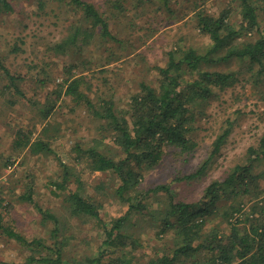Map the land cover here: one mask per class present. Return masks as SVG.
<instances>
[{
	"label": "rangeland",
	"instance_id": "374dc122",
	"mask_svg": "<svg viewBox=\"0 0 264 264\" xmlns=\"http://www.w3.org/2000/svg\"><path fill=\"white\" fill-rule=\"evenodd\" d=\"M7 1L14 11L7 13L0 5V56L11 74L21 80L17 91L0 70L1 223L27 241L37 238L57 247L51 237L54 224L43 223L39 209L50 211L60 219L64 234L56 242L58 247L64 238H69L63 263L90 264L88 259L96 257L98 246L104 241V229L94 219L71 216L64 201L68 192L80 190L86 198L100 204V213L108 223L123 217L130 205L124 200L128 196L123 199L117 194L121 181L116 174L94 171L88 166V159L81 161L77 157L79 150H86L97 139L103 140V150L120 154L112 135H101L102 123L93 118L86 102L65 93L67 85L80 80V92L91 102L114 99L116 108L125 110L141 83L158 87L157 69L166 66L171 50L193 48L204 54L212 46L209 36L198 26L200 13L217 18L230 12V21L237 24L241 20V0H169L167 5L160 0L142 4L134 0H85L107 19L115 39H102L97 29L92 31L95 36L86 46L73 47L66 53L55 51L56 46L66 40L74 26L89 27L82 23V13L77 8L56 0H47L44 10L38 9V0ZM115 2H122L121 12L116 11ZM258 6L264 26V0H258ZM248 38L243 36L240 40ZM204 68L209 72H234L238 81L225 90L213 88L212 94L198 103L191 134L196 149L188 163L178 151L168 148L159 165L142 176V192L160 186L170 187V192L159 188L148 193L141 201L144 208L133 211L122 230L128 237L125 249L116 251L110 247L118 257L126 255L135 264H145L157 254L171 250L167 241L172 240L173 232L161 235L157 221L159 213L169 205L170 194L176 202L197 203L213 181L226 179L236 167L253 160L250 150L258 148L264 136L263 89L254 84L257 69L251 70L247 62L237 59ZM54 91L60 97L47 118L42 112L49 97L57 98L52 95ZM229 119L236 125L206 174L192 181H174L194 173L210 158L213 143ZM18 131L27 133L32 142L44 140L53 153L37 155L28 146H19ZM9 165L13 166L11 172L7 171ZM65 165L71 173L67 190L56 185L63 181ZM254 165V174L264 172V159ZM78 180L83 184L82 190ZM259 187L260 196H264V180L259 181ZM28 195H32L34 203L22 200ZM241 200V196L236 197L226 205ZM252 200L250 195L242 200L246 215ZM241 214L234 219L242 220ZM213 228L221 234L229 233L223 214L211 219L205 231ZM133 240L138 242L137 247L132 245ZM41 254L47 251H33L0 229V264H42L28 263L30 257ZM108 263L105 258L101 264Z\"/></svg>",
	"mask_w": 264,
	"mask_h": 264
},
{
	"label": "trees",
	"instance_id": "16d2710c",
	"mask_svg": "<svg viewBox=\"0 0 264 264\" xmlns=\"http://www.w3.org/2000/svg\"><path fill=\"white\" fill-rule=\"evenodd\" d=\"M46 1L38 0V9L44 10ZM56 1L77 8L82 13V23H88L89 27L83 24L74 26V31L56 46L55 51L66 53L73 47L86 46L95 36L92 31L97 29H100L102 39H115L107 19L91 3L85 0ZM134 1L142 4L146 0ZM160 1L165 5L169 3V0ZM0 5L7 13L14 11L7 0H0ZM113 5L116 11H122V2H115ZM260 8L258 0H241V20L237 24L230 21V12H224L217 18L200 13L198 26L203 34L209 36L212 46L204 54L193 48L171 50L166 66L157 69L160 77L158 87L155 88L146 82L141 83L139 92L132 96L125 110H118L114 99L102 100L98 104L91 102L80 92V80L67 85L65 93L76 101L86 102L93 118L102 123L99 127L101 135H105V132L111 134L120 154L114 155L111 149L103 150V140L97 139L86 150H79L77 157L81 161L88 159V166L94 171L116 174L121 181L117 194L123 199L128 196L124 200L130 205L129 211L123 217L108 223L100 213V204L90 197L86 198L80 190L68 192L64 201L71 216L94 219L104 229V241L98 246L96 257L88 259L90 264H101L105 258L110 261L108 264H135L126 255L118 257L116 252L110 251V247L114 246L116 251L125 249L128 237L122 234V230L130 214L136 210L141 212L144 208L141 201L148 193L159 188L170 192V187L167 186L142 192V176L159 165L165 149L168 148L178 151L179 156L188 163L196 149L191 134L195 128L194 110L197 109L198 103L208 98L213 88L225 90L238 81L234 72H209L204 67L230 59L247 62L251 70L257 69L254 84L256 88L263 89L264 95V26L260 20ZM243 36L252 39L242 41L240 39ZM223 51L225 53H222ZM0 70L9 79L10 85L19 91L17 85L21 79L11 74L1 56ZM58 93H52L56 99L48 98L47 108L42 112L47 118L55 110L60 97ZM235 125L231 119L227 120L221 134L213 143L210 158L194 173L174 181H192L205 175ZM44 131L46 132V129ZM17 137L16 143L23 148L28 146L33 154L53 153L44 140L37 139L32 142V137L23 131H18ZM250 152L254 155L253 160L250 159L247 165L236 167L226 179L213 181L197 203L176 202L173 196L169 195V205L159 213L160 218L157 221L160 223L161 235L173 232L172 240L167 241L172 245L171 250L157 254L145 264H264V196H260L262 192L259 187V181L264 180V172L253 173L255 162L264 159V136L259 147L252 148ZM63 170V181L56 185L59 189L67 190L71 173L66 165ZM78 184L79 188L83 186L81 180H78ZM249 195L253 197V204L246 215L243 212L245 207L242 200ZM240 196L241 202L226 205L231 199ZM22 200L34 203L32 195L24 196ZM39 211L43 223L54 224L51 237L57 242L59 237L64 235L60 219L50 211ZM220 214L224 215L229 224V233L221 234L214 228L205 231L206 224ZM237 214H241L242 220L234 219ZM1 221L0 217V229L10 238L33 251H47V254H41L40 257H30L28 263L64 264V251L65 246L69 244V238H64L60 247L56 242L57 247H51L44 240L37 238L27 241L11 228H4ZM131 243L135 247L138 246L136 240Z\"/></svg>",
	"mask_w": 264,
	"mask_h": 264
},
{
	"label": "built area",
	"instance_id": "2783aa9c",
	"mask_svg": "<svg viewBox=\"0 0 264 264\" xmlns=\"http://www.w3.org/2000/svg\"><path fill=\"white\" fill-rule=\"evenodd\" d=\"M12 168H13V166L12 165H9L8 166V172H11L12 171ZM1 194H2V177H0V196H1Z\"/></svg>",
	"mask_w": 264,
	"mask_h": 264
}]
</instances>
